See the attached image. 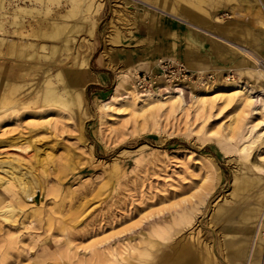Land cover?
I'll return each instance as SVG.
<instances>
[{"label": "rangeland", "instance_id": "rangeland-1", "mask_svg": "<svg viewBox=\"0 0 264 264\" xmlns=\"http://www.w3.org/2000/svg\"><path fill=\"white\" fill-rule=\"evenodd\" d=\"M150 1L160 5L148 0H0V106L14 92L26 110L18 122L9 120L0 128V166L7 154L22 157L14 162L22 168L16 178L0 167V264H188L193 259L204 264L205 253L210 264H264V170L258 166L264 167V142L241 157L245 138L241 134L227 141L220 127L224 112L216 114V109L205 127L191 111H165L155 123L141 125L135 115L107 111L102 104L115 93L117 74L130 69L115 67L112 54L127 47V36L148 6L164 12L160 6L173 8L168 2L178 9L184 4L186 13L207 12L217 20L233 18L227 14L237 7L250 22L257 13L264 16V4ZM93 19L94 29L88 25ZM56 25L67 32L50 37ZM231 44L259 54L247 44ZM246 55L248 69L221 77L218 68L219 78L206 87L240 79L264 88L263 66ZM130 70L127 76L134 79ZM194 83L195 89L204 84ZM76 84L84 94L75 106L44 99L50 87L68 99L65 88L79 92ZM183 89L191 104L190 88ZM53 114L58 119L51 126L44 120ZM209 127L219 135H209ZM9 178L13 185L6 182ZM235 178L239 187L232 192ZM26 188L40 201H26ZM257 227L260 247L253 240Z\"/></svg>", "mask_w": 264, "mask_h": 264}, {"label": "bare ground", "instance_id": "bare-ground-1", "mask_svg": "<svg viewBox=\"0 0 264 264\" xmlns=\"http://www.w3.org/2000/svg\"><path fill=\"white\" fill-rule=\"evenodd\" d=\"M153 5L155 6V5H160V4H158L156 1H154ZM182 7L185 8V6L181 5L180 8L182 9ZM197 20H198V18H197ZM88 25L90 27H93V29H94V27L96 25V19L89 21ZM66 29H67L66 26L61 27V26L56 25V26H54L53 30L51 31L50 37L59 38L62 34L67 32ZM75 30H78V29L76 28ZM65 40L67 42L71 41V38H69V35L67 36V38H65ZM237 48L242 50L245 54H248L258 64H261L263 66L262 68H264V62H263L264 59L259 60L260 58H262L261 56H263V55L254 54L250 51V49H248L246 47H242L240 45H237ZM22 55H24V54H22ZM22 55L20 54L19 56H22ZM86 62H87V59H86ZM159 63H160V60L157 63V65H159ZM130 69L128 71H131ZM124 71L118 73L116 76L115 93L111 96V98L108 101H105L102 103L103 106L107 108V111L108 110L111 111L113 109L115 112H119L121 114L123 112H125L127 114L129 113L131 115H135L136 119L142 120V123H140L141 125L152 123V122L155 123L157 120V115L160 113H163L165 111H166V113H169V115H172V114L174 115L178 111H182L183 113L188 115V113H190V111H191L192 113L194 112V115L199 116L200 118L203 119L202 120L203 127H205V126H207V122L210 121L209 119L212 117L213 113L215 116L214 109H216V112H217L216 114H220V113L224 112L223 117L220 118L222 121L220 127H221L222 131H224L223 137H225L226 140L229 142H232L234 139L239 137L241 134H242L241 138H245L243 140L242 144L240 145V148H239V151L242 154L241 157L251 155L255 146H257L258 143L264 142L263 141L264 140V88L261 87V84L250 85L248 82L243 83L240 79H238V80L232 79V81H229V82L228 81H225V82L218 81L217 83H215L214 86H211L210 88L209 87L207 88L206 86H209L212 84L204 83L200 89H195L196 86L193 85V84H195L194 82L185 81V82H190V84H188V83L184 84L183 83L180 86L178 84V86H174V87L166 84V86L162 87V90H164V92L160 93V92H156L157 90L155 92L152 90H146V91L139 90L137 88V86L135 85L134 79L130 78V77L128 78V76H127V74H129L128 71H127V73H125ZM198 73L203 74L204 72L198 71ZM59 75H61V72L59 73ZM45 82L49 86L52 85V82L50 81V79H47ZM216 85H218V86H216ZM17 87H19V86H17ZM77 87L79 88V92H75V93L72 92L71 90H69L68 88H65L66 92L69 94L68 99L59 98V96L56 92V87H54V88L50 87L45 92L44 99L46 101H49V102L53 101V103L64 106V107L69 106V105L75 106L77 103V100L81 98L82 94H84V88L80 85L77 86V84H76V88ZM183 87L190 88L191 100H192L191 104H188L186 101V97L183 93L184 92ZM16 90H18V88H16ZM10 95H11V97L9 99H11V100L8 101V99H7V101L1 102V106H0V128H2L4 126H9L11 124L9 120H12V122H13V120L18 122L20 119V114L23 113L24 111H26L24 108H21L19 106V101H18V99L15 98V96H16L15 93L13 92ZM26 106L28 107V105H26ZM231 106L235 110L233 112H228V111H227L228 113L225 112V110L230 108ZM163 115H164V113H163ZM50 116L51 117L46 118L44 121L48 125L52 126L55 123V121L58 119V116H56V114H53ZM110 117H113V116H110ZM28 118H30V117H28ZM218 120L219 119H217V121ZM3 121H5V122H3ZM141 129H143V128L141 127L140 130ZM241 130H245L246 132L241 133ZM219 132H220V130H214L212 127L208 128V134L209 135L216 136V135H219ZM0 146H1V144H0ZM12 154H16V153L12 152ZM18 156H20V155H18ZM29 156L30 155H28V157L27 156L26 157L30 159L31 157H29ZM10 157L11 156L7 154L4 157L5 159L1 160V166L0 167L3 169V172H6L7 174H9L11 176V179H12V178H16L15 174L18 173L20 170H22V168H20L18 164H17V166H16V164H14L16 159H17L16 161L19 162V161H21L22 157L17 158L15 155H13L11 157L12 160L10 159ZM26 157H25V159H27ZM263 161H264V159H263ZM254 164H256V163H254ZM255 166H257V165H255ZM258 166L260 167V169L264 170V167H261V165H258ZM42 168H43V165H42ZM208 177L209 176L206 177V175H205L204 178L206 180H204V181H207ZM27 178H28V176H27ZM3 180H4V177L0 174V184H3ZM209 181L207 182V184L209 183ZM6 182L9 185L14 184V180H10V178ZM205 183L203 182L202 184L205 185ZM232 186H233L232 192H234L238 189V187H239L238 178H235L234 184ZM197 188H199V187H197ZM205 192H207V191H205ZM24 195H25L26 201L32 199V197H33L32 193L28 190V188L25 189ZM259 220H261V215H260ZM257 226L259 227V223L257 224ZM251 227H253V226H251ZM258 227H257V231L254 234L253 240L260 247V245H262V239L263 238H260V232L258 231ZM239 230H240V228H239ZM151 245L155 246L156 241H152ZM200 248H201V246H200ZM200 250H202V249H200ZM243 251L244 250H242V252H240V250H239V255H242L244 253ZM187 253H188V255L191 254L190 251ZM234 255H235V253H234ZM253 256H254V254H253ZM203 257H204V264H210V257L206 253L203 254ZM248 260H249V258L246 261H248ZM196 263L197 262L194 259L188 262V264H196Z\"/></svg>", "mask_w": 264, "mask_h": 264}, {"label": "crops", "instance_id": "crops-1", "mask_svg": "<svg viewBox=\"0 0 264 264\" xmlns=\"http://www.w3.org/2000/svg\"><path fill=\"white\" fill-rule=\"evenodd\" d=\"M166 4L173 8L160 6L164 10L161 12L148 6L141 12L136 27L127 36V47L112 54L115 67L132 68L134 76L138 71L158 70L159 60H174L193 72L205 69L219 78L218 68L223 70L221 77L227 71L249 68V57L231 41L247 44L264 56V46L263 50L258 49L264 42L262 14H255L249 22L236 7L233 14H227L233 18L217 20L211 13H186L185 8L178 9L172 2Z\"/></svg>", "mask_w": 264, "mask_h": 264}, {"label": "built area", "instance_id": "built-area-1", "mask_svg": "<svg viewBox=\"0 0 264 264\" xmlns=\"http://www.w3.org/2000/svg\"><path fill=\"white\" fill-rule=\"evenodd\" d=\"M135 85L139 90H152L155 92L166 83L170 86H177L181 82L193 81L208 82L215 81V75L212 73L199 74L189 70L183 63L174 60H160L158 70L138 71L134 74Z\"/></svg>", "mask_w": 264, "mask_h": 264}, {"label": "water", "instance_id": "water-1", "mask_svg": "<svg viewBox=\"0 0 264 264\" xmlns=\"http://www.w3.org/2000/svg\"><path fill=\"white\" fill-rule=\"evenodd\" d=\"M42 198H43V196H42ZM33 200H36V202H39L40 201V198H39L38 195L37 196H33Z\"/></svg>", "mask_w": 264, "mask_h": 264}, {"label": "trees", "instance_id": "trees-1", "mask_svg": "<svg viewBox=\"0 0 264 264\" xmlns=\"http://www.w3.org/2000/svg\"><path fill=\"white\" fill-rule=\"evenodd\" d=\"M93 86H94V85H90V86H89V88H88V90H87L88 94L90 93V91H91L90 89H91V87H93ZM142 140H143V139H142Z\"/></svg>", "mask_w": 264, "mask_h": 264}]
</instances>
